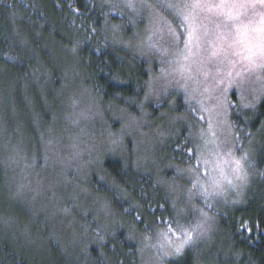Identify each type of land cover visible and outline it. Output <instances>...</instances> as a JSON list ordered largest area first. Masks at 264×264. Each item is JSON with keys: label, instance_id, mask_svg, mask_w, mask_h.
<instances>
[{"label": "rangeland", "instance_id": "374dc122", "mask_svg": "<svg viewBox=\"0 0 264 264\" xmlns=\"http://www.w3.org/2000/svg\"><path fill=\"white\" fill-rule=\"evenodd\" d=\"M99 2L125 25L104 28L106 33L110 28L109 38L117 42L113 46L132 51L150 65L144 95L138 101L127 98V107L107 104L85 85L81 63L72 51L66 52V59L62 52L52 55L71 65L68 73L60 71L61 80L64 77L60 87L51 86L52 73L22 84L1 76V191L16 216L0 214V229L23 245L43 249L51 240L61 253L76 247L80 254L89 242L99 247L120 232L136 246L135 264H169L184 239L177 231L183 226L193 238L184 252L192 251L205 264L229 261L234 255L227 248L229 239L210 211L239 207L252 187L264 181V129L242 145L231 115L233 109L241 117L249 113L246 119L256 115L264 103V81L252 73L236 76L241 65L229 63L238 59L231 50L211 55L220 48L219 31H229L215 28L223 16L201 14L207 34L200 30L185 60L187 34L178 29L176 40L168 33L165 22L176 27L179 21L163 7L183 0ZM174 96L182 98L178 104ZM248 103L255 107H245ZM110 159L123 161L126 171L141 177L133 189L145 202L152 190L145 182L137 189V183L152 182L167 198L169 217L155 224L146 217L149 231L141 233L116 211L111 197L96 194V185L103 192L115 188L125 207L138 208L134 202L138 195L124 196L121 188L107 182L103 163ZM93 179L98 184L92 188ZM152 204L159 205L153 195ZM165 252L170 255L165 257Z\"/></svg>", "mask_w": 264, "mask_h": 264}, {"label": "trees", "instance_id": "16d2710c", "mask_svg": "<svg viewBox=\"0 0 264 264\" xmlns=\"http://www.w3.org/2000/svg\"><path fill=\"white\" fill-rule=\"evenodd\" d=\"M101 7L99 0H0L1 79L10 77V80L22 84L34 76L41 78L47 77L45 73H52L48 76L52 81L51 86L60 87L64 83L60 71L68 73L71 65L64 60H56L52 55L62 52L66 59V52L72 51L81 63L79 70L85 76V85L91 87L101 100L107 104L127 107V98L137 101L141 99L149 78L150 65L132 51L113 46L117 42L109 38V34H112L110 28L107 33L104 28L111 27V24L123 25L120 23L123 20L113 18ZM153 68L158 69L156 66ZM16 97L22 98L17 94ZM175 98L177 104L182 99L180 96H174L173 99ZM256 112L250 119H246L249 118V113L241 117L236 109L231 112L242 145L252 141L253 135L264 129V103H261ZM103 169L107 182L121 188L124 196L129 192L138 195L137 201H134L138 208L125 207L126 204L121 202L120 193L115 188L107 187V192H103L105 189L98 187L95 179L92 180L91 187L96 185V189L93 188L96 194L111 197L113 205L118 208L116 211L125 214L139 232H147L148 227L145 229L144 226L147 218H151L152 224H155L169 217L167 198L164 194L160 195L152 182L141 180L137 183L138 186L145 182L148 186L146 189L152 190L149 201L145 202L141 192L133 189L134 182L141 177L132 171H126L123 161L106 160ZM2 170L0 165V214L15 217L16 213L9 211L4 200L5 193L1 191L4 185ZM260 182V187H252L244 204L239 207L222 213L210 211L217 218L219 229L227 234L229 252L234 253L229 261L220 264H264V181L261 179ZM152 195L157 197L159 205L153 206ZM104 196L102 197L107 200ZM91 224L94 225L95 222L92 221ZM37 230L33 227V231ZM115 236L117 239H113L114 241L107 239L103 245L99 242L102 246L95 243L99 247L89 242L83 255L76 247L64 249V253H61L51 240L45 243L43 249L23 245L13 241L0 229V264H135L136 246L126 241L123 233L118 232ZM74 255H80L84 260L75 261L77 259ZM169 264H177V261ZM179 264L205 263L192 251H186L180 257Z\"/></svg>", "mask_w": 264, "mask_h": 264}, {"label": "snow or ice", "instance_id": "6c2138e0", "mask_svg": "<svg viewBox=\"0 0 264 264\" xmlns=\"http://www.w3.org/2000/svg\"><path fill=\"white\" fill-rule=\"evenodd\" d=\"M163 7L171 10L179 21L176 27H173L172 23L165 22L168 33L176 40H179L178 29L182 28L187 34L183 50L185 60L192 53L193 41L199 40L200 30L203 28L204 34H207V25L200 22L201 14L215 13L225 18L222 22L216 23L215 28L217 30L228 28L229 31H219L220 48L219 50L214 48L211 55L217 56L220 51L231 50V54L238 59L229 63L233 66L241 65V70L236 72V76L242 77L245 73H252L256 74L257 80L264 81V0H183L182 3H165ZM204 19H208V16L205 15ZM228 75L231 76L232 73ZM244 106L255 107L252 103ZM228 154L231 155V150ZM235 163L239 166L240 161ZM177 231L181 232L184 239L176 245L171 256L179 264L185 245L193 238L183 226H178ZM191 231L194 232L195 229ZM163 255L168 257L170 254L165 252Z\"/></svg>", "mask_w": 264, "mask_h": 264}]
</instances>
